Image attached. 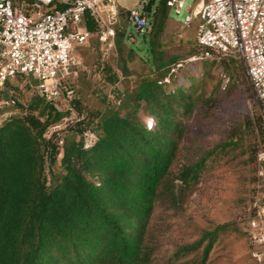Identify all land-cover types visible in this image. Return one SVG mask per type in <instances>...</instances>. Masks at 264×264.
<instances>
[{"label":"trees","instance_id":"16d2710c","mask_svg":"<svg viewBox=\"0 0 264 264\" xmlns=\"http://www.w3.org/2000/svg\"><path fill=\"white\" fill-rule=\"evenodd\" d=\"M168 1H147L149 27L143 39L148 73L135 88L118 94L116 108L67 123L62 130L70 113L37 94L27 98L21 84L27 80L36 85L33 79L17 76L0 85V119L9 115L0 122V264H152L156 249L150 222L158 203L177 205L198 184L212 157L246 154L256 151L258 139L264 143L262 117L248 116L225 142L173 171L187 135L184 119L209 107L213 94L246 85L247 76L235 57L213 52L204 57L196 40L185 58L167 57L163 39L171 19ZM130 11L118 7L115 26L123 77L129 75L122 55L131 36ZM85 29L95 33L97 25L87 17ZM135 53L129 48L128 61ZM188 62L194 66L184 72ZM199 64L202 81L196 84ZM217 64L223 66L222 77L207 97L203 77ZM103 70L112 85L119 82L109 66ZM73 106L81 114V102ZM147 116L156 120L151 131ZM84 127L97 135L89 149L83 146ZM258 211L247 226L250 238V222ZM230 231L236 230L227 223L203 232L194 243L177 247L166 264H189L188 258L191 264H208L220 237Z\"/></svg>","mask_w":264,"mask_h":264},{"label":"rangeland","instance_id":"374dc122","mask_svg":"<svg viewBox=\"0 0 264 264\" xmlns=\"http://www.w3.org/2000/svg\"><path fill=\"white\" fill-rule=\"evenodd\" d=\"M140 1L148 0H115V4L117 7L130 10ZM183 1L185 8L180 15L175 14V9L171 10V19L163 39L167 57L185 58L196 40L197 22L191 23L189 28L182 24L198 2ZM119 19L117 8V17L111 25L114 30ZM128 20L131 23L130 15ZM99 32L100 28L97 27L89 42L77 48L74 53L81 63L82 70L72 79V86L76 91L75 101H80L82 108L81 114H78L73 103L72 112L67 110L68 106L65 103L59 104L61 111L70 113L60 125L62 130L67 123L87 120L90 114L105 110L107 107L116 108L118 94L135 88L140 78L148 73L147 45L143 39V31H139L132 24L129 27L128 32L131 36L122 55L127 61L129 71L127 77L122 76L120 57L115 51V45L106 54L103 53V46L98 38ZM129 48L136 52L133 61H128ZM237 61L242 65L240 60ZM105 66H109L118 77L119 82L115 85L107 80L108 74L103 70ZM184 66L183 71L186 72L194 65L188 62ZM197 67L199 77L196 84H201L202 79L199 78L203 73V67L200 64ZM222 72L223 66L217 64L211 67L206 77H203L205 96L208 97L221 80ZM226 81L223 79V86ZM245 81L246 85H240L231 92L213 94L215 101L209 104V107L208 105L200 107L191 118L184 119L188 130L174 172H178L182 165L225 142L227 137L244 123L246 117H262L260 105L246 77ZM21 88L27 98L37 94L36 85L27 80L22 82ZM104 97H107L109 105L104 103ZM7 117L9 115L1 118L0 122ZM86 130L91 129L84 127V131ZM52 131L53 129L50 130ZM256 143H258L256 151L252 149L246 154L237 151L212 157L198 184L187 191L177 205L172 206L163 201L158 203L150 222V239L156 249L152 264H166L177 247L192 244L201 238L203 232L227 223H231L236 231H230L220 237L208 264H264V246L255 248L252 238L246 233L253 211L259 210V202L264 192V181L260 176L258 162L259 153L264 151V143L259 139ZM187 262L191 264V258L186 259L185 263Z\"/></svg>","mask_w":264,"mask_h":264},{"label":"built area","instance_id":"2783aa9c","mask_svg":"<svg viewBox=\"0 0 264 264\" xmlns=\"http://www.w3.org/2000/svg\"><path fill=\"white\" fill-rule=\"evenodd\" d=\"M197 2L182 25L189 28L197 22L196 42L205 49L204 57L213 52L240 60L264 125V0ZM146 5L140 1L130 11L131 24L143 32L149 27ZM168 6L178 16L185 2L169 0ZM117 8L115 0H0V85L17 76L31 78L39 97L57 108L65 103L72 112L76 100L72 79L82 70L74 53L94 34L85 29V20L89 17L100 28L98 38L106 54L114 45L111 25ZM82 139L84 149H89L97 135L86 130ZM258 162L264 181V151L259 153ZM250 230L253 243L264 246V193Z\"/></svg>","mask_w":264,"mask_h":264},{"label":"clouds","instance_id":"9594fccd","mask_svg":"<svg viewBox=\"0 0 264 264\" xmlns=\"http://www.w3.org/2000/svg\"><path fill=\"white\" fill-rule=\"evenodd\" d=\"M145 123L147 124L148 130L151 131L156 123L155 117L152 116L145 117Z\"/></svg>","mask_w":264,"mask_h":264}]
</instances>
